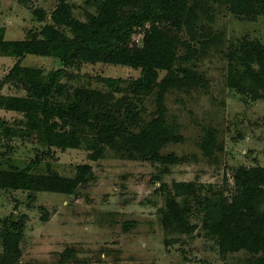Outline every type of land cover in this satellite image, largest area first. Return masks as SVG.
Here are the masks:
<instances>
[{
    "label": "rangeland",
    "instance_id": "obj_1",
    "mask_svg": "<svg viewBox=\"0 0 264 264\" xmlns=\"http://www.w3.org/2000/svg\"><path fill=\"white\" fill-rule=\"evenodd\" d=\"M98 1L70 0L81 24L97 14ZM196 1L189 4L194 6ZM231 2L198 0L192 31L185 25L177 31L170 24H159L178 38L172 70L185 74L182 85L165 80L170 77L165 71L154 83L143 85L140 71L125 64L129 48L142 46L150 27L146 23L114 43L116 62H84L66 68L67 75L48 97L50 104L66 108L77 90L101 91L110 97L117 123L133 132L161 116L174 140L158 153L174 154L181 159L178 164L165 166L141 156L133 159L109 147L102 158L91 161L85 144L66 150L47 146L40 131L26 129L21 110L35 100L26 86L60 68V61L30 54L0 55V170L26 169L73 178L78 165L92 167L72 194L30 196L26 191L0 189V231L4 220L24 216L17 264H246L250 255L245 251L219 254L217 238L205 228L208 205L202 202L212 194L232 202L238 193L235 171L264 167V100L254 101L231 86L243 71L241 49L249 42L264 46V15L254 19L234 15ZM56 5L55 0H0L5 40L36 34L50 21ZM38 9L45 13L43 22L33 14ZM105 78L114 79V85L110 87ZM129 111L137 117L122 119ZM98 115L97 110L89 111L84 121L66 128L75 129L84 142L92 140L103 124ZM4 127L13 134L2 133ZM173 182L193 184L187 202L175 198L178 205L187 206L185 217L196 226L192 232L164 224Z\"/></svg>",
    "mask_w": 264,
    "mask_h": 264
},
{
    "label": "trees",
    "instance_id": "obj_2",
    "mask_svg": "<svg viewBox=\"0 0 264 264\" xmlns=\"http://www.w3.org/2000/svg\"><path fill=\"white\" fill-rule=\"evenodd\" d=\"M55 1L57 5L50 12V21L36 34L29 33V37L21 40H5L4 28H0V55L54 57L61 63L60 68L36 85L26 86L28 96L35 99L21 110L26 117V129L40 131L47 146L60 150L78 149L85 144L91 161L102 158L105 148L109 147L133 159L141 156L165 166L178 164L181 159L174 154L163 156L158 153L161 147L174 140L161 116L133 132L117 123L112 101L101 91L77 90L74 102L66 108L50 104L48 97L61 78L67 75L66 68L84 62H116L112 52L114 43L127 39L135 28L144 27L146 23L150 27L143 36L142 46L129 48L125 64L140 71L139 79L143 85L154 83L160 71L170 76L165 78L168 82L182 85L186 80L185 74L172 70L175 60L173 45L178 38L159 24H170L177 31L185 25L192 31L198 0L194 6L189 4V0H100L97 2V14L85 24L74 16L70 0ZM229 8L234 15L254 19L264 15V0H232ZM33 14L41 22L45 20L43 10H34ZM182 44L190 48L188 42L183 41ZM241 51L239 59L243 71H239L238 79H233L231 86L242 94L251 95L254 101L264 100V46L249 42ZM104 81L110 87L115 83L112 78ZM94 110L100 113L98 119L103 120V124L97 128L92 140L84 142L75 129L66 127L84 121L87 113ZM136 117L135 112L129 111L122 119L132 121ZM3 132L13 134L14 131L4 127ZM91 171L90 164H80L76 167L75 177L67 178L56 174H33L26 169L0 170V189L26 191L30 196L37 192L72 194ZM233 179L238 193L232 202H223L216 194L199 200V203L208 205L205 208L208 216L205 228L217 238L221 256L245 251L250 255L246 264H264V167H240ZM160 187L165 188L163 185ZM193 193L192 183L173 182L170 199L167 200L168 210L164 212L165 225L170 222L186 233L195 230L196 226L185 217L189 211L187 206L181 207L175 201L176 197H182L187 202ZM23 219L24 216L17 221L4 220L0 231V264L19 262L25 228ZM43 219H47L46 216Z\"/></svg>",
    "mask_w": 264,
    "mask_h": 264
}]
</instances>
